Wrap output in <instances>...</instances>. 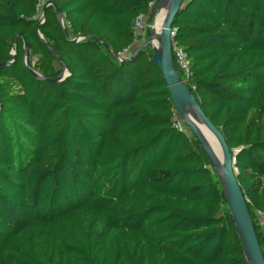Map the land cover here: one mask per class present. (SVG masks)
<instances>
[{
    "label": "trees",
    "instance_id": "16d2710c",
    "mask_svg": "<svg viewBox=\"0 0 264 264\" xmlns=\"http://www.w3.org/2000/svg\"><path fill=\"white\" fill-rule=\"evenodd\" d=\"M160 1L0 0V264H247L209 158L133 48ZM171 31L176 75L240 150L264 259V0H182Z\"/></svg>",
    "mask_w": 264,
    "mask_h": 264
},
{
    "label": "water",
    "instance_id": "95a60500",
    "mask_svg": "<svg viewBox=\"0 0 264 264\" xmlns=\"http://www.w3.org/2000/svg\"><path fill=\"white\" fill-rule=\"evenodd\" d=\"M181 3L182 0L169 1L168 13L162 26L161 35L159 37L160 49L159 51H155L152 49L153 51L152 62L157 66L158 70L161 72L163 80L167 85V89L174 106L176 104V101L178 100H182V99L188 100L194 107L196 113L198 114L199 118L201 119L205 127L214 135L222 158L221 176H219L218 173L217 176L220 180L223 193L228 203L229 211L237 228V232L241 240L243 252L246 258V262L247 264H264V259L262 257L261 250L254 231V227L245 204L246 203L245 199L236 181V170L234 168V163H235V156L240 150L234 151L233 154L230 153L220 131L216 129L210 123V121L202 114L199 106L193 100L192 96L189 94L187 89L184 87V85L176 75L172 66L171 53H172L173 32L171 31V22L176 12L178 11ZM158 6L159 4L157 5V7ZM55 13L57 19L60 21V23H62L58 10H55ZM39 37L42 39V36L40 34ZM157 38L158 36L154 34L153 29L151 27L150 36L142 43V45L138 48V51L142 50L144 47L148 45H151L153 41L156 40ZM24 51H25V59H24L25 65L28 67L29 54L26 44L24 45ZM11 56H14V51H11ZM64 72H67V70L64 69ZM31 74L35 79H41L37 73L31 71ZM192 132L202 146L201 140L199 139V134H197V132L194 131L193 129ZM202 148L205 151L203 146ZM206 155L209 158L207 153ZM210 162L212 163L211 160Z\"/></svg>",
    "mask_w": 264,
    "mask_h": 264
},
{
    "label": "bare ground",
    "instance_id": "6f19581e",
    "mask_svg": "<svg viewBox=\"0 0 264 264\" xmlns=\"http://www.w3.org/2000/svg\"><path fill=\"white\" fill-rule=\"evenodd\" d=\"M169 1L170 0H162L159 3L154 15L152 29L158 38L153 41L151 46L155 51H159L160 49L159 37L161 35L162 26L168 13ZM175 106L187 124L190 125L191 128L197 132V134H199V139L201 140L202 146L212 161L214 169L219 174V176H221L222 158L214 135L205 127L194 107L188 100H178L176 101Z\"/></svg>",
    "mask_w": 264,
    "mask_h": 264
},
{
    "label": "rangeland",
    "instance_id": "374dc122",
    "mask_svg": "<svg viewBox=\"0 0 264 264\" xmlns=\"http://www.w3.org/2000/svg\"><path fill=\"white\" fill-rule=\"evenodd\" d=\"M38 11L40 12L41 11V8H39L38 9ZM155 12H156V10H155ZM42 17L40 16V19H41ZM146 23L144 22V21H141L140 23H138V26L136 25V38H137V40H136V42H135V44H134V46H133V48L134 47H138V46H141L142 45V43L146 40L145 39V34H144V25H145ZM153 25V24H152ZM152 25L150 26V28L152 27ZM149 49H150V51L153 53V51H152V46L151 45H148L147 46ZM182 62V61H181ZM67 74V72H64V76ZM175 107V106H174ZM175 112H176V120H177V124H176V127L177 128H180L181 130H184L187 134L188 133H191V134H193V132H192V129H191V127L187 124V122L185 121V119L183 118V116L180 114V112L178 111V109L175 107ZM194 135V134H193ZM194 137H195V135H194ZM196 138V137H195ZM197 139V138H196ZM198 140V139H197ZM199 142V141H198ZM201 145V144H200ZM212 164V163H211ZM212 167H213V164H212ZM213 169H214V167H213ZM214 171L216 172V170L214 169ZM216 174H217V172H216ZM258 221H259V225L260 226H262L263 224H264V222L261 220H259L258 219Z\"/></svg>",
    "mask_w": 264,
    "mask_h": 264
},
{
    "label": "built area",
    "instance_id": "2783aa9c",
    "mask_svg": "<svg viewBox=\"0 0 264 264\" xmlns=\"http://www.w3.org/2000/svg\"><path fill=\"white\" fill-rule=\"evenodd\" d=\"M141 22V18H139L138 19V21H137V23H136V25L138 26V23H140ZM136 25H135V27H136ZM136 29V28H135ZM135 32H136V30H135ZM173 36V35H172ZM173 47V51L176 53V55H177V57H178V61H179V63L182 65V66H184V60H183V57L181 56V53L177 50V48L173 45L172 46ZM182 61V62H181ZM178 129H180V128H178ZM246 201V200H245ZM256 216H257V218L261 221H263L264 222V211L262 212V211H256Z\"/></svg>",
    "mask_w": 264,
    "mask_h": 264
}]
</instances>
